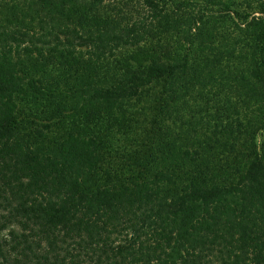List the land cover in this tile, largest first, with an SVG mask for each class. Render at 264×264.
I'll return each mask as SVG.
<instances>
[{"label":"trees","instance_id":"obj_1","mask_svg":"<svg viewBox=\"0 0 264 264\" xmlns=\"http://www.w3.org/2000/svg\"><path fill=\"white\" fill-rule=\"evenodd\" d=\"M0 264H264V0H0Z\"/></svg>","mask_w":264,"mask_h":264}]
</instances>
